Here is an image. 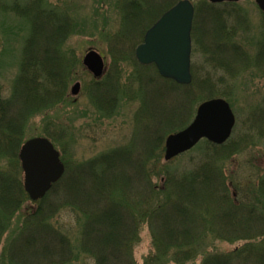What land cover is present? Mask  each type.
<instances>
[{"label":"trees","instance_id":"1","mask_svg":"<svg viewBox=\"0 0 264 264\" xmlns=\"http://www.w3.org/2000/svg\"><path fill=\"white\" fill-rule=\"evenodd\" d=\"M176 1L117 0L119 23L109 37L111 59L121 61L129 52L143 72L152 66L155 73L139 82L136 92L141 96L138 118L141 116L142 127L136 136L139 144L114 147L74 164L63 161L62 177L35 201V208L21 216L16 212L28 200L21 180L15 177L14 166L0 165V242L11 219H19L2 246L3 263L70 264L79 261L80 256H89L95 264H134L132 248L145 223L153 252L142 264H166L169 259L184 264L198 255L202 256L200 264H264V175L257 177L254 196L245 195L242 201L230 192L220 167L222 159L242 149L239 142L231 143L229 138L215 145L203 139L192 148L196 154L189 155L185 164L171 168L172 160L158 162L163 134L186 124L191 107L203 100L199 90L207 87V79L195 81L191 69V82L182 85L160 77L153 64L146 66L135 61L133 49L142 41L145 30ZM44 2L20 3L19 14L27 19L29 31L10 96L0 101V160L5 156L17 161L25 118L66 99L71 76L61 48L73 22L68 13ZM217 5L205 0L193 2L191 39L195 47L199 35L197 20L201 17L208 18L211 26L212 22L216 24L217 29L214 24L212 27L218 46L229 45L234 29L239 27L236 22L241 18L230 14L233 9L224 14L236 22L232 19L231 25H221ZM256 45V60L245 67L252 65L264 72V37ZM216 67L233 75L229 65ZM126 91L117 78L111 77L92 80L87 93L97 112L108 116L114 111L116 96ZM52 138L58 141L57 137ZM61 207L69 208L75 215L77 226L70 233L71 238L49 222ZM205 234L244 242L230 251L207 253Z\"/></svg>","mask_w":264,"mask_h":264},{"label":"rangeland","instance_id":"2","mask_svg":"<svg viewBox=\"0 0 264 264\" xmlns=\"http://www.w3.org/2000/svg\"><path fill=\"white\" fill-rule=\"evenodd\" d=\"M24 1L26 0H0V101L6 100L10 96L12 81L18 72L21 60L22 44H24L29 31L27 19L19 14L20 3ZM191 1L193 3L196 0ZM44 3L61 10V12L68 13L72 19L73 28L63 41L61 48V53L68 63L67 69L70 68L71 80L67 83L66 99L63 102L46 111L31 113L24 119L18 147L30 137L45 136L58 150L62 162L74 164V162H80L102 152L110 151L114 147L139 144V138L136 136L142 127L141 116L138 118L141 96L136 92L139 82H144L143 79L149 75L155 76V73L150 65L148 72H143L132 60L129 52H127L126 59L121 61L114 62L111 59L112 55L108 51L111 49L109 37L116 31L119 23L117 0H45ZM216 7L218 12L223 13L233 9L234 13L230 12V14L240 16L241 20L239 19L237 22L232 18L236 24H239V27L234 29L230 44L235 48L243 45L249 59L251 61L256 59L257 40L264 37V18L254 0H239L232 6L222 3ZM220 16L219 23L221 25L226 27L231 25L232 19L228 18L229 15L221 14ZM199 21L200 19L197 20V23ZM207 21L210 22L208 18ZM212 23L214 24L212 26L217 29L216 24ZM212 32L214 33L215 30ZM190 47L189 67L192 72H195V81L200 82L207 79L206 89L199 90L201 99L223 97L230 104L235 116L230 139L231 143L239 142L238 146L242 149L234 152L230 157L222 159L220 167L229 182L230 192L234 194L235 198L245 201V195L254 196L257 177L264 175V72H259L252 65L245 67L246 64H249L248 61L242 66L243 63L239 64L238 60H235L228 64L230 72H233V75L229 76L225 70L204 63L198 46L195 47L192 43ZM88 49L97 50L105 58L106 69L103 76L98 79L93 78L81 63L82 55ZM111 77L117 78L118 83L124 85L127 91L126 94L119 93L116 96L114 111L110 115L104 116L99 111L97 112L90 103L92 101L87 92L92 80L103 81ZM74 82H78L80 87L76 95H71L70 88ZM201 101L199 99L191 107V116L186 124L193 118L196 107ZM250 126H252V130L249 129ZM177 130L180 128L172 129L170 132ZM259 130L262 131L261 134H259ZM167 134H163V136L165 137ZM52 137H57L58 141ZM163 150L164 143L158 162H169V160L164 161ZM195 154V149H190L175 159L172 158L169 166L171 168L181 166L183 162L185 164L189 155L194 156ZM8 164L14 166V171H16L14 175L22 182V170L18 158L17 161L5 156L1 158L0 165ZM154 182L160 183L158 180ZM35 207V202L28 198L21 204L16 214L21 216ZM74 216L69 208L61 207L57 215L52 217L49 222L53 226L52 228L56 230L60 228L68 234H72L76 231L75 226H77ZM17 224H19V219L13 217L9 230L1 238L0 254L3 244L7 242L6 239L9 238ZM138 234V241L133 246L131 254L134 264H142L144 258L153 252L152 244H150L151 237L145 223L141 225ZM204 237L206 238L203 239V242L209 244L206 247L207 253L230 251L244 242L237 238L235 240L216 239L213 234H205ZM201 258L202 256L198 255L195 259L184 264H200ZM169 260L166 264H176L171 259ZM0 264L5 263L0 259ZM70 264H95V261L89 256H80L79 261H72Z\"/></svg>","mask_w":264,"mask_h":264},{"label":"water","instance_id":"3","mask_svg":"<svg viewBox=\"0 0 264 264\" xmlns=\"http://www.w3.org/2000/svg\"><path fill=\"white\" fill-rule=\"evenodd\" d=\"M207 1L216 3L239 0ZM254 2L264 15V0ZM193 12L190 0H178L157 17L144 32L142 42L133 49L137 62L146 66L153 63L161 77L189 85ZM81 63L94 78L104 73V58L95 49L84 51ZM79 87L80 84L74 82L70 94L76 95ZM234 122V114L223 98L213 97L200 102L190 122L165 137L164 161L192 149L203 138L217 145L224 143L231 134ZM52 145L46 137L36 136L25 140L18 147L17 158L23 172V189L32 201L43 197L64 172L59 153Z\"/></svg>","mask_w":264,"mask_h":264},{"label":"flooded vegetation","instance_id":"4","mask_svg":"<svg viewBox=\"0 0 264 264\" xmlns=\"http://www.w3.org/2000/svg\"><path fill=\"white\" fill-rule=\"evenodd\" d=\"M224 14L223 12H218V15ZM207 21L206 18L201 17L199 21V35H198V48L202 55V61L214 66L228 65L229 62L237 61L238 63L244 65L245 62H250L249 56L242 45L236 50L233 48L234 45H225L224 43L217 45L216 40L218 36L213 33V27ZM225 39V38H224ZM257 53V52H256ZM255 55L257 56V54ZM237 58V59H236ZM256 60V59H253ZM227 61V62H226ZM247 62V63H248ZM238 64V65H239Z\"/></svg>","mask_w":264,"mask_h":264}]
</instances>
